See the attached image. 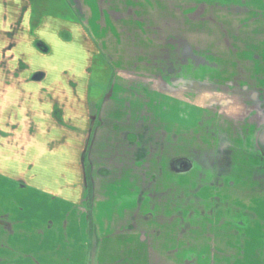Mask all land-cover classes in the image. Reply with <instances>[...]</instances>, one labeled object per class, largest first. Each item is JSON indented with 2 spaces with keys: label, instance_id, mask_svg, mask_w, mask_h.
Here are the masks:
<instances>
[{
  "label": "rangeland",
  "instance_id": "obj_1",
  "mask_svg": "<svg viewBox=\"0 0 264 264\" xmlns=\"http://www.w3.org/2000/svg\"><path fill=\"white\" fill-rule=\"evenodd\" d=\"M64 1L0 0V125L28 129L25 117L46 118L32 110L33 98L111 99L109 114L129 113L150 127L141 123L129 139L136 147L126 159L135 163L121 180L130 183V210L150 212L152 264L264 262V168L254 164L259 149L247 147L264 103V0ZM37 81L51 88L32 89ZM49 115L64 121L61 107ZM238 140L252 158L238 154ZM27 142L0 130L7 153L18 155ZM180 160L189 171L177 172ZM94 162L115 168L103 154ZM115 174L98 183L101 196L115 188ZM7 215L0 213V264L16 261V222Z\"/></svg>",
  "mask_w": 264,
  "mask_h": 264
},
{
  "label": "crops",
  "instance_id": "obj_2",
  "mask_svg": "<svg viewBox=\"0 0 264 264\" xmlns=\"http://www.w3.org/2000/svg\"><path fill=\"white\" fill-rule=\"evenodd\" d=\"M90 1L96 0H84L85 3ZM67 3H70V0L64 1L65 5ZM62 52V55L66 54V51ZM61 64L65 69L62 72L67 71L66 63ZM38 75L40 74H37L35 79ZM35 84L31 86L32 89L49 88L51 83L45 85L42 81H37ZM53 86L64 89L67 84L57 82L53 83ZM257 96L258 92L251 94L253 100H256ZM108 99L87 101L86 98L64 97L46 99L44 104L33 98L32 110H40L42 115L45 111L48 114L46 118L25 117L24 121H29L28 129H23L25 125L18 126L17 122L14 129L0 125V130L4 133L30 138V142L19 147L21 152L18 155L7 153L0 145V203L6 202L5 207L0 205V213L8 214L11 223L16 222L14 264H152L154 249L146 236L148 231L144 229L149 225L147 220L150 212L143 213L140 205L130 210L126 204L131 195L127 187L130 183L127 178L121 180L123 174L128 175L129 165L132 171L131 165L135 163L132 159H126L128 154L133 157L136 147L129 139L134 137L136 128L143 127V123L145 129L150 127L145 120H137L129 113H122L121 118L109 114L113 103ZM258 106L261 124L252 135L254 142L250 138L247 145L249 151L255 154H258V147L264 145V134L261 141L259 140L264 129V103ZM56 107H61L64 115L70 116L67 118L63 115L64 121L60 124L57 119H53V115H49L50 112H55ZM79 111L83 112L86 120L83 114L78 116L83 117L79 119L73 116L80 113ZM126 122H132L130 130L126 127ZM88 129L89 135H83ZM234 146L239 151L238 154L253 157L244 150L239 140L234 142ZM253 152L251 153L254 154ZM102 154L107 159L104 164L115 165L114 169H101V166L96 164L98 162H94V159ZM87 158L89 165L93 166L89 193ZM259 159L255 160L254 164L264 162L260 155ZM236 165H240L239 162H236ZM99 170H108L110 174L103 177ZM115 172L121 175L117 177L119 181L115 188L101 196L98 193V183L100 180L116 177ZM4 187L6 189L2 190ZM123 187H127V190ZM260 202L262 213L259 210L258 212L263 215L264 200ZM111 205L115 207L110 208ZM258 218L263 228L260 234H264V216ZM258 264L264 262L260 260Z\"/></svg>",
  "mask_w": 264,
  "mask_h": 264
},
{
  "label": "water",
  "instance_id": "obj_3",
  "mask_svg": "<svg viewBox=\"0 0 264 264\" xmlns=\"http://www.w3.org/2000/svg\"><path fill=\"white\" fill-rule=\"evenodd\" d=\"M42 78H43V75H38L36 77L37 80H41ZM175 166H176L177 172H179V173L187 172V171H189V169L191 167L189 162L186 160L178 161Z\"/></svg>",
  "mask_w": 264,
  "mask_h": 264
},
{
  "label": "flooded vegetation",
  "instance_id": "obj_4",
  "mask_svg": "<svg viewBox=\"0 0 264 264\" xmlns=\"http://www.w3.org/2000/svg\"><path fill=\"white\" fill-rule=\"evenodd\" d=\"M263 134H264V129L261 131V135H260V137H259V140L261 141V139H262V136H263ZM264 144V143H263ZM258 147V146H257ZM258 149H259V155H260V157H262V158H264V145L261 147V146H259L258 147ZM252 155H254V154H252ZM190 164V163H189ZM255 165H258L259 167H262V168H264V162H258V163H256ZM257 166V168H259Z\"/></svg>",
  "mask_w": 264,
  "mask_h": 264
}]
</instances>
